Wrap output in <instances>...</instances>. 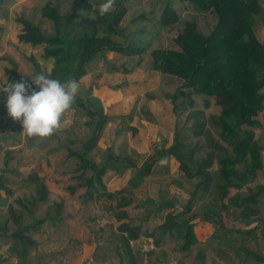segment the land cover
Listing matches in <instances>:
<instances>
[{
    "label": "rangeland",
    "instance_id": "rangeland-1",
    "mask_svg": "<svg viewBox=\"0 0 264 264\" xmlns=\"http://www.w3.org/2000/svg\"><path fill=\"white\" fill-rule=\"evenodd\" d=\"M90 2L93 10L84 15L97 19L104 0ZM74 3L0 0V89L8 83L7 70L14 69L31 81L41 72L50 75L55 65L54 59L45 57L46 46L18 41L22 28L18 20L25 19L38 26L45 37L54 38L57 25L43 16V8L54 7L64 17L74 12ZM260 4L264 7V0ZM167 5L179 17L175 25L168 27L161 22ZM127 8L120 23L125 37L113 39L135 45L143 54H97L78 82L77 97L93 110L102 108L107 119L87 159L102 167L114 156L135 166L108 168L102 184L98 183L95 174L86 171L77 158L93 136L97 119L74 103L52 136L29 137L22 134V124L9 116L7 93L0 92V176L9 190L3 192L6 204L0 209V225L13 233L35 220H44L41 233L29 232L37 242L35 247L24 249L17 242L0 244V264H132L118 229L123 222L140 228V238L130 242L135 264H177L185 255L180 250L184 240L176 232L164 234L161 226L169 217L182 222L193 216H200L193 221L198 244L186 264H264L257 258L264 257V112L254 129L262 168L251 182L231 191V196L242 198L262 192L255 206L258 214L248 220L245 209L230 208L224 218L225 230H257L251 236L230 232L227 239L216 238L213 230L223 229L201 215L221 206L217 187L224 182L219 159L231 153L218 126L221 109L213 98L184 89L183 80L153 69L152 53L158 49L179 50L175 40L188 22H194L198 31L208 36L217 25V16L212 11L199 12L180 0H128ZM114 10L115 6L110 13ZM74 29L73 37L88 31L81 26ZM254 31L264 46V22L257 23ZM98 34L103 35L100 28ZM180 90L190 93L189 98L178 95ZM145 111L154 115V123L147 120ZM193 113L204 115L200 135L195 132ZM178 143L187 145L184 159L192 169L208 156L213 157L210 191L196 199L190 213L187 206L200 178H189L180 161L169 153ZM154 160L151 174L138 178V169ZM237 169L243 171L245 167L242 164ZM40 184L48 189L47 201L42 203L37 201ZM109 194L116 198L111 199ZM121 215L126 217L119 222ZM237 249L248 250L254 256L241 263L235 254Z\"/></svg>",
    "mask_w": 264,
    "mask_h": 264
},
{
    "label": "trees",
    "instance_id": "trees-1",
    "mask_svg": "<svg viewBox=\"0 0 264 264\" xmlns=\"http://www.w3.org/2000/svg\"><path fill=\"white\" fill-rule=\"evenodd\" d=\"M128 0H116L115 10L112 13L101 17L98 11L97 19H90L84 13L92 11L90 0H75L74 12L68 16H61L59 11L49 5L43 8V16L53 21L56 27V36L47 38L42 30L35 24L19 19L22 25L18 34V41L21 44L33 46H46L45 57L55 60L51 78L61 82L69 78L80 81L87 73V66L94 57L102 52L119 53L127 56H140L143 50L135 45L122 44L114 41V37L124 38L120 23L128 13ZM188 2L199 12L212 11L218 18L217 25L208 36L202 35L194 22H188L175 42L179 50L158 49L152 53L153 69L165 75L177 77L184 82V89L191 90L196 95L213 98L216 105L220 107L221 114L218 126L222 129V138L230 147L231 153L220 157V175L224 184L217 187L221 206L216 211H207L201 216L211 220L223 230H213L216 238H229L228 234L238 233L251 236L255 229L250 230H225L224 218L230 208L245 209L246 218L250 220L258 214L255 206L258 197L262 192H257L249 197L242 198L239 195L231 196L233 189H240L243 185L255 178L257 171L262 168L260 150L255 143L254 129L259 125L258 118L264 112V46L258 40L254 27L257 23L264 22V7L260 0H180ZM179 20L178 15L167 5L161 16L164 26L175 25ZM63 27V31L61 30ZM75 26H81L88 31L82 35L71 36ZM99 28L102 36H99ZM8 82H16L23 77L16 70H7ZM34 90H38L32 84ZM178 95L189 98L190 93L180 90ZM175 101V98H172ZM75 103L85 110L92 119H97L96 129L93 136L84 144V152L77 154L82 167L92 171L98 183L102 184V176L108 168L120 169L132 168L135 165L120 157H111L107 164L99 167L87 156L95 149L101 137V133L107 119L103 109L93 110L85 105L79 97ZM190 106L194 105L188 99ZM208 105V102H206ZM147 120L154 123V115L145 111ZM196 120L195 132L200 135L204 130L205 122L202 113L192 114ZM187 145L178 143L170 149L169 153L181 163V169L189 178L199 177L200 181L188 203L187 212H191L197 204L196 201L204 198L210 191L213 183L212 174L209 169L212 165V156H208L197 169H192L187 163L184 153ZM228 151V150H226ZM250 159V160H249ZM249 162H251L249 164ZM156 160L141 167L137 171L141 180L152 172ZM244 165L245 169L239 171L237 167ZM91 182V181H90ZM3 192L9 193L3 176H0V209L6 204ZM48 189L40 184L38 189V202H46ZM115 199V195H108ZM197 199V200H196ZM119 206L127 204L119 203ZM14 216V215H13ZM126 215L118 217L121 222ZM200 216H193L191 219L182 222L175 221L169 217L167 222L161 226L164 234L176 232L184 240L181 251L185 252L184 258L177 264H186L194 245L198 244V237L195 232V221ZM44 220H35L30 226L19 228L9 233L6 225H0V244L17 242L24 249L35 247L37 242L29 232L41 233ZM127 245V254L135 264L130 242L140 238V228L130 226L123 222L118 227ZM154 237V235H150ZM158 244V241H157ZM12 249V253L15 252ZM245 257H243V253ZM236 250L235 254L241 263L251 259L254 255L248 250ZM152 254V253H151ZM264 262V257H257ZM106 261L105 258L103 262Z\"/></svg>",
    "mask_w": 264,
    "mask_h": 264
},
{
    "label": "clouds",
    "instance_id": "clouds-1",
    "mask_svg": "<svg viewBox=\"0 0 264 264\" xmlns=\"http://www.w3.org/2000/svg\"><path fill=\"white\" fill-rule=\"evenodd\" d=\"M115 4L116 0H104L99 5V15L109 14ZM32 84L38 90H34ZM79 87L73 78L61 82L41 72L31 78V83L23 79L8 82L0 92L7 93L9 116L22 124V134L47 138L60 129L76 101Z\"/></svg>",
    "mask_w": 264,
    "mask_h": 264
}]
</instances>
